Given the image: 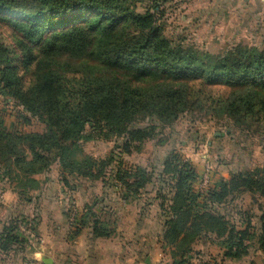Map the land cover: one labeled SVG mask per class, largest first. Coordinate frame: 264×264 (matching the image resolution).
<instances>
[{
	"label": "trees",
	"instance_id": "obj_1",
	"mask_svg": "<svg viewBox=\"0 0 264 264\" xmlns=\"http://www.w3.org/2000/svg\"><path fill=\"white\" fill-rule=\"evenodd\" d=\"M167 2L0 0V94L20 109L26 124L30 118L46 128H0V177L16 179L23 197L22 179L35 188L32 178L53 165L91 183L110 174V188L122 199H113L114 210L101 207L102 214L121 215L134 203L142 224L154 207L160 227L154 237L171 264H192L198 243L216 245L222 260L264 263L263 171L236 169L201 194L194 189L196 169L175 150L150 171L122 158L141 153L188 114L226 121L247 135L264 131V48L237 45L210 55L168 37L162 21ZM90 142H113L118 159L76 160L77 147ZM62 182L68 186L65 177ZM148 186L154 197L140 199ZM243 195L259 203V214L233 206ZM103 202L95 197L85 205L75 231H67L71 238L84 228L93 239L113 235L96 210ZM18 220L29 224L17 213L0 229V264L25 252Z\"/></svg>",
	"mask_w": 264,
	"mask_h": 264
},
{
	"label": "rangeland",
	"instance_id": "obj_2",
	"mask_svg": "<svg viewBox=\"0 0 264 264\" xmlns=\"http://www.w3.org/2000/svg\"><path fill=\"white\" fill-rule=\"evenodd\" d=\"M243 1L246 0H168L162 20L165 35L184 39L185 45L193 46L196 50L210 55H221L237 45H256L264 48V10L262 9L264 6L261 3L254 5L251 3L247 7ZM19 115L20 109L0 94L1 129L19 133L46 131L43 123L28 118L29 123L26 124ZM254 129L247 135L228 128L226 121L211 119L199 113L188 114L174 125L162 129L159 139L147 143L141 153L122 158L128 164L139 165L150 171L152 166L158 165L169 151L175 150L196 169L198 178L194 183V189L202 194L216 182L227 179L236 169L264 172V131ZM113 148V142L83 143L74 151L73 157L78 161L109 155L118 159L117 151ZM109 175L107 174L105 182L91 183L78 176L68 175L62 172L58 165H53L46 174L32 178L37 181L35 188H31L30 184L22 179L21 184L26 191L23 197L30 199L28 203L20 201L23 197L17 192L23 188L16 179L12 182L0 177V229L17 213L24 215L29 221L28 225L21 220L17 222V234L25 242V252L14 258L17 263L42 264L43 257L50 259L48 242L53 235L56 240L62 239L63 232L56 230V227L62 226L65 214L69 217L66 222L69 221L72 225L85 205L90 204L97 197V199H107V202L97 205L96 210L99 211L102 220L108 222V229L114 230V235L130 229L135 230L136 234L140 233L135 234L138 239H133L137 247L143 246V243H152L155 247L147 252L142 260L147 259L148 264H171L168 251L162 248L154 237L155 233L160 231L154 207L146 211L142 224L138 223V211L132 208L134 203L130 206L126 204L123 211H119L121 216H118V219L107 216V212L102 214L101 207L114 210L116 206L112 204L113 201L122 199L119 193H116V189L110 188L113 179ZM63 177L66 178L68 186L63 184ZM153 197L152 188L148 186L140 199ZM255 202V200L252 202L249 195H243L233 206L241 211L259 214L257 211L259 203ZM261 204L264 210V202ZM29 226L34 228L36 233L30 231ZM68 229L72 233L76 228L74 225ZM54 230L56 231L53 234ZM71 235L68 234L67 238H71ZM194 251L198 254L192 264H205L206 261L223 264L220 261L221 251L214 244L198 243L194 246ZM249 259H252V255ZM142 260L139 264H145ZM14 262L15 260H11L12 264ZM225 264L236 263L225 261Z\"/></svg>",
	"mask_w": 264,
	"mask_h": 264
},
{
	"label": "crops",
	"instance_id": "obj_3",
	"mask_svg": "<svg viewBox=\"0 0 264 264\" xmlns=\"http://www.w3.org/2000/svg\"><path fill=\"white\" fill-rule=\"evenodd\" d=\"M251 3H253V5L261 3L264 6L263 0L243 1V4L247 7ZM262 9L264 10V7ZM256 12H258V10ZM112 216L118 219V216L121 215L118 213ZM58 229L63 232L62 239L56 240L53 235L48 242L49 257L52 264H139L141 263L142 257L155 248L152 243H143V246L137 247L133 239H138L136 235L140 233L136 234L134 232L135 230L131 231V229L118 235H114L113 233V235L107 239H93L90 230L84 228L78 236L67 238L68 225L65 217L62 226L56 227V230ZM56 230L53 231V234ZM57 252L59 253L57 254ZM220 261L225 264L226 260L221 259ZM142 262L145 264L149 263L147 259L145 261L142 260ZM210 262L206 261L205 263L214 264ZM14 264H18L16 259ZM252 264L264 263L261 260L255 259Z\"/></svg>",
	"mask_w": 264,
	"mask_h": 264
},
{
	"label": "water",
	"instance_id": "obj_4",
	"mask_svg": "<svg viewBox=\"0 0 264 264\" xmlns=\"http://www.w3.org/2000/svg\"><path fill=\"white\" fill-rule=\"evenodd\" d=\"M42 264H52L51 260L49 258L43 257L41 259Z\"/></svg>",
	"mask_w": 264,
	"mask_h": 264
}]
</instances>
